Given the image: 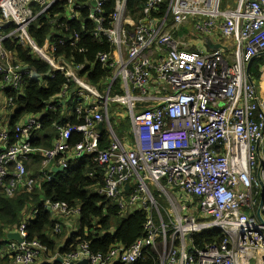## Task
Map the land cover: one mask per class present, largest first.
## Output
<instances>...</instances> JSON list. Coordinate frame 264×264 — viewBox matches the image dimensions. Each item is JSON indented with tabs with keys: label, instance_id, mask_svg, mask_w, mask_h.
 <instances>
[{
	"label": "built area",
	"instance_id": "1",
	"mask_svg": "<svg viewBox=\"0 0 264 264\" xmlns=\"http://www.w3.org/2000/svg\"><path fill=\"white\" fill-rule=\"evenodd\" d=\"M109 1L113 9L106 18ZM128 1L0 0V111L16 108L25 79L44 86L60 74L66 84L45 110L55 111L56 103L80 122L55 124L50 149L33 146L41 116H23L12 132L0 123V189L8 198L16 190L31 191L56 169L64 172L90 157L103 172L97 193L114 200L122 215L144 212V236L104 256L83 243L60 258L62 264H134L147 248L158 264H264V67H258V80L247 74L252 59L264 58V0H144L137 13ZM57 2L64 3L63 11L38 44L29 29ZM85 35L108 51L80 65L67 50L86 52L79 48ZM8 40L26 48L47 72L17 63L4 46ZM94 64L111 69L100 88L80 76ZM255 82L262 83L260 94ZM113 104L128 113L131 140L122 142L112 130ZM99 125L107 132L103 149ZM36 155L40 169L30 176L26 164ZM126 187L131 194L124 197ZM44 206L63 220L79 213L61 202L46 200ZM35 215L30 209L28 217ZM213 229L223 235L219 244L194 246L192 236ZM12 231L22 242L9 240L10 264H33L45 249L27 240L25 223Z\"/></svg>",
	"mask_w": 264,
	"mask_h": 264
},
{
	"label": "trees",
	"instance_id": "2",
	"mask_svg": "<svg viewBox=\"0 0 264 264\" xmlns=\"http://www.w3.org/2000/svg\"><path fill=\"white\" fill-rule=\"evenodd\" d=\"M82 2L83 0H79ZM64 3L57 2L46 14L38 18L37 22L29 29L30 37L38 44L43 42L45 36L51 30L50 20L57 14L62 13ZM144 6V0H129L128 7L132 13L139 12ZM113 2L109 1L105 6L106 18L111 15ZM166 11L165 5H161L159 14ZM84 14V12H82ZM137 18L136 16H134ZM75 30L84 32L78 25L72 26ZM4 46L15 57V61L21 65H27L38 74H45L48 68L31 57L29 51L16 44L14 41H6ZM82 50L68 48L67 54L75 57L76 64L90 63L94 61L96 52L108 51L106 44L100 45L85 35L82 39ZM83 56L87 61H83ZM254 60L249 73L252 78L259 79L258 62ZM81 77L91 85H100L111 77V69L94 64L91 68H85L80 72ZM44 86L35 79H25L22 86V94L14 101L16 108L12 111L8 130L13 131L14 124L26 115L41 116V129L38 131L40 139L33 146L42 149H50L52 141L57 135L54 125L64 126L79 124L76 115L66 116L57 107L52 105L55 111H46V103L58 95L66 84L63 76L57 74L55 79L46 80ZM111 128L113 123L110 121ZM130 131V125L127 126ZM113 130V129H112ZM116 134V133H115ZM102 141L100 148L107 146V132L101 130ZM80 138H72L71 143ZM41 159L36 155L30 163L26 164L30 176L39 172ZM103 186V172L93 164L90 157H84L78 166L71 167L64 172L51 174L50 181L39 182L33 190H16L13 197L8 198L0 189V264H10L11 258L6 251L9 240L6 238L9 231L18 229L25 223L27 240H36L45 249L41 254V260L34 264H60L56 259L72 253L79 245L86 243L91 254L106 255L115 246L125 249L132 246L138 239L144 236L143 226L145 213L137 209L131 213L120 214L119 207L114 200H107L100 196L97 191ZM131 194L129 187L125 188L124 197ZM61 202L72 209H78L76 218L77 230L69 234L66 241L61 242V234L66 229L61 215L50 212L44 202ZM30 209L36 212L30 219ZM59 226V231L55 227ZM223 235L218 230L205 231L191 237L195 247L202 248L205 244H219ZM39 257V258H40ZM57 257V258H56ZM38 258V259H39ZM121 264V263H115ZM134 264H158V256L155 252L145 249L142 258Z\"/></svg>",
	"mask_w": 264,
	"mask_h": 264
},
{
	"label": "rangeland",
	"instance_id": "3",
	"mask_svg": "<svg viewBox=\"0 0 264 264\" xmlns=\"http://www.w3.org/2000/svg\"><path fill=\"white\" fill-rule=\"evenodd\" d=\"M227 0H223V2H226ZM171 22V19H168V23ZM182 32H186L188 29L187 28H181ZM191 43H194V41L192 40ZM224 55L227 56L228 52H224ZM255 60H260L257 61L258 62V66H263L264 67V58H256ZM255 87L257 89L258 94H260L262 92L261 87H262V83L260 82H255ZM70 112H72L73 107L70 106L69 107ZM6 114L5 116L9 115V110H5ZM114 112V113H112ZM109 115H110V121L113 123V131L116 133V136L122 141L125 142L126 140H131V136L129 133V130L127 128L128 126V122L129 119L128 117V113L124 110V108L121 105L118 104H113L110 108H109ZM40 132H38L39 134ZM61 172V171H59ZM56 172V173H59ZM150 191L152 194L155 193V188L153 186H149ZM159 204L164 208V209H169V206L167 205V203L165 202V200L163 198H157ZM72 218V217H70ZM73 219H75V217H73ZM76 220V219H75ZM65 233L61 234V240L64 238ZM160 251L158 250L157 253H159ZM42 257V256H41ZM41 257L39 259H37L34 263H37L41 260ZM251 264H254V261H251Z\"/></svg>",
	"mask_w": 264,
	"mask_h": 264
},
{
	"label": "water",
	"instance_id": "4",
	"mask_svg": "<svg viewBox=\"0 0 264 264\" xmlns=\"http://www.w3.org/2000/svg\"><path fill=\"white\" fill-rule=\"evenodd\" d=\"M210 46H211V48H213L214 50H217V49H220V48H221L219 45H210ZM253 60H254V59H252V60L248 63V65H247V74L249 73V70H250V67H251V64H252ZM99 129H100V130L102 129V125H99ZM55 171L59 172V171H61V169H56ZM263 204H264V193H262V195H261V202H260L259 207H261ZM257 216H258L259 220L262 222V219H261V217H260L259 212L257 213ZM6 238H7L8 240H13V241H16V242H19V243L22 242V238L20 237V235H19L18 233H16V232H13V231L8 232ZM56 260H57L60 264H62V261H61L60 258H57ZM77 264H88V260H83V261H81V262H79V263H77Z\"/></svg>",
	"mask_w": 264,
	"mask_h": 264
},
{
	"label": "crops",
	"instance_id": "5",
	"mask_svg": "<svg viewBox=\"0 0 264 264\" xmlns=\"http://www.w3.org/2000/svg\"><path fill=\"white\" fill-rule=\"evenodd\" d=\"M5 114H6V111H0V123L2 125H7L8 122H9V119H10L9 118L10 114H11L10 111H9V115L8 116H5ZM37 137H38V139H40L39 134L37 135ZM75 219L69 218L67 220H63V222H66L68 225L66 226V229L62 232V233H65V235H64V238L62 240L60 239L61 242L66 241L68 236H69V234H71L73 232H76V230H77L76 221L77 220H75Z\"/></svg>",
	"mask_w": 264,
	"mask_h": 264
}]
</instances>
